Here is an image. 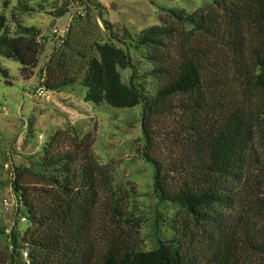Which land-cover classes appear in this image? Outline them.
<instances>
[{"label": "trees", "instance_id": "trees-1", "mask_svg": "<svg viewBox=\"0 0 264 264\" xmlns=\"http://www.w3.org/2000/svg\"><path fill=\"white\" fill-rule=\"evenodd\" d=\"M32 1L15 0L9 15L8 0L0 8V57L18 61L23 79L46 49L42 29L21 17L36 10ZM51 4L53 18L70 20L39 86L77 90L95 109L139 107L127 124L140 122L132 159L152 168L151 198L141 207L86 136L55 131L27 165L5 171L1 185L27 225L7 233L0 221V262L253 264L258 254L264 264V199L249 177L254 168L264 182V0L163 8L159 23L136 33L106 19L98 0ZM0 74L8 77L1 63ZM166 115L162 155L155 123Z\"/></svg>", "mask_w": 264, "mask_h": 264}, {"label": "rangeland", "instance_id": "rangeland-1", "mask_svg": "<svg viewBox=\"0 0 264 264\" xmlns=\"http://www.w3.org/2000/svg\"><path fill=\"white\" fill-rule=\"evenodd\" d=\"M5 9L7 15L12 11L15 0H8ZM55 0H33L36 10L21 15L23 22L37 25L42 29L46 39V49L40 55L35 73L29 79L20 76L18 61L0 57V63L8 69V77L0 74V221L3 225L15 223L21 230L25 229L26 222L21 221V214L17 211V200L9 184L1 185L5 181V171L13 165L28 164L29 156L38 151L47 136L55 131H61L67 138L85 137L90 140L92 150L103 163L111 161L117 166L119 178L132 185L137 191V199L145 206L150 200L152 192V168L141 160L132 159L133 148L138 147L137 138L141 135L140 122L127 124L130 119L139 118L140 108L115 109L104 106L95 109L92 105L83 102L77 90L61 92L47 91L43 95L37 94L39 86L38 71L60 34H63L70 14L65 13L53 18L52 6ZM59 2V0H56ZM105 8L103 15L111 23L124 26L136 33L142 28L157 24L163 14V8H184L191 12L210 0H98ZM37 2L43 7L37 8ZM101 24V22H99ZM57 28L59 33L53 32ZM173 121L170 115L156 120L155 131L160 135V153L166 155V148L161 139H165L171 131ZM249 177L258 186V194L264 199V182L256 184L257 171L249 169ZM9 199L4 204V198ZM17 220V221H16ZM104 220L99 221L103 225ZM110 220L105 218V223ZM3 237L0 235V245ZM1 249V248H0ZM2 253V252H0ZM4 254V253H2ZM253 264H260L258 254H251ZM7 259L0 264H7Z\"/></svg>", "mask_w": 264, "mask_h": 264}, {"label": "built area", "instance_id": "built-area-1", "mask_svg": "<svg viewBox=\"0 0 264 264\" xmlns=\"http://www.w3.org/2000/svg\"><path fill=\"white\" fill-rule=\"evenodd\" d=\"M53 32L59 33V31H58V29L56 27L53 29ZM62 35L63 34H60V36H62ZM37 94L38 95H43L44 94V88L42 86L41 87H38ZM7 200L9 201V199H7L6 197L3 199L4 204L7 203ZM17 206H18V203H17ZM20 216H21V221H25L26 222V216L25 215H20ZM12 225H14V223L11 222L10 225H9V227L7 226L5 228V231L7 233H9V230H10V228H11ZM23 255H24V257L27 256V251L26 250L23 251Z\"/></svg>", "mask_w": 264, "mask_h": 264}]
</instances>
